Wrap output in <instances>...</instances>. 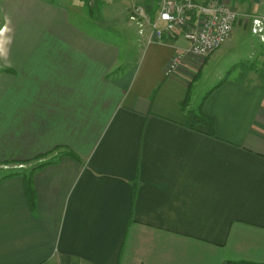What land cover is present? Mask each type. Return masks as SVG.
Returning <instances> with one entry per match:
<instances>
[{
  "label": "crops",
  "instance_id": "crops-1",
  "mask_svg": "<svg viewBox=\"0 0 264 264\" xmlns=\"http://www.w3.org/2000/svg\"><path fill=\"white\" fill-rule=\"evenodd\" d=\"M231 2V38L168 77L182 33L130 19L153 1L0 0V165L25 166L0 183V264H264V0ZM96 17L130 35L125 57Z\"/></svg>",
  "mask_w": 264,
  "mask_h": 264
},
{
  "label": "built area",
  "instance_id": "built-area-1",
  "mask_svg": "<svg viewBox=\"0 0 264 264\" xmlns=\"http://www.w3.org/2000/svg\"><path fill=\"white\" fill-rule=\"evenodd\" d=\"M112 2L114 0H103ZM96 0H88L94 6ZM240 13L232 6L231 0H161L155 17L143 5L134 6L130 19L140 32L150 27V41L162 42L175 33H182L187 46L178 51L166 67V76H173L188 59L197 62L208 58L227 42L234 31ZM252 31H264V18L252 21Z\"/></svg>",
  "mask_w": 264,
  "mask_h": 264
},
{
  "label": "rangeland",
  "instance_id": "rangeland-1",
  "mask_svg": "<svg viewBox=\"0 0 264 264\" xmlns=\"http://www.w3.org/2000/svg\"><path fill=\"white\" fill-rule=\"evenodd\" d=\"M98 1L102 2L103 0H96L94 6H90V7L95 8ZM112 2H114V1H112ZM112 2H106V3H112ZM87 3H88V0H87ZM84 8L86 9L85 11H88V9L86 7H84ZM96 21H97V23L95 25H99L100 28H110L111 29L110 31L101 32V34L106 36V37H110L112 39H118V42L121 43V44H118L119 48L121 49V57L122 58L125 57L124 50L126 48V45L128 44V38L130 37V35H128L125 32V30L118 23H113V22L109 23V22H107L106 19L101 20L98 18ZM238 32H240V30ZM134 41L135 42L137 41L135 35H133V42ZM238 52L240 55V50ZM131 57L133 59L136 58L135 50L132 51L130 58ZM227 57L228 58H226V56H222L218 59V61H216V63L207 64L205 66V68L202 70L199 77L196 79V82L194 83L193 92H192L194 95L195 108L198 107V105L202 101L205 94L208 93L225 76L226 72H224V71H226L228 69V67H229L228 63L230 61V58H229L230 56H227ZM48 157H46V158H48ZM42 161H44V159L40 160L38 162L40 163ZM23 166L24 165H19V164L15 165V167L0 165V183L6 179V178L4 179V177H6L7 174H9L12 171H15L17 169H23V168H20Z\"/></svg>",
  "mask_w": 264,
  "mask_h": 264
},
{
  "label": "trees",
  "instance_id": "trees-1",
  "mask_svg": "<svg viewBox=\"0 0 264 264\" xmlns=\"http://www.w3.org/2000/svg\"><path fill=\"white\" fill-rule=\"evenodd\" d=\"M82 1H84L85 2V4L89 7V8H91V10L93 9L92 7H90L89 5H88V3H87V0H82ZM151 1H153V3H154V7H153V9H152V12H151V16L152 17H155L154 15L156 14L155 13V11H156V9H157V7H158V4L160 3V1L161 0H147V2H151ZM99 5V1L97 2V5H96V7ZM191 121H192V123L194 124V125H204V126H206V127H208V128H210V130H211V134H213L212 133V131L214 130V122H213V120L210 118V117H208L207 115H205V114H203V113H201V111H200V114H196L195 112H192V118L190 119ZM49 155V154H48ZM48 155H43V156H40V157H38L37 159H36V161H40V160H43V159H45L46 157H48ZM73 159H75V160H78V158L74 155H72L71 156ZM50 163H52L51 161H42V162H40L37 166H35V167H33L31 170L32 171H35L36 169H39V168H41V167H44V166H46V165H48V164H50ZM20 171H19V169H17V170H15V171H12L11 173H9V174H7V176L6 177H4V179L6 178H10V177H13V176H16V175H20ZM28 193H30V194H32V191H31V188H29V190H28ZM246 264H255V263H246Z\"/></svg>",
  "mask_w": 264,
  "mask_h": 264
}]
</instances>
